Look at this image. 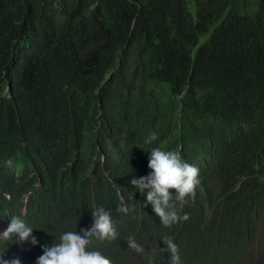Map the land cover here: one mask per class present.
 I'll return each mask as SVG.
<instances>
[{
	"label": "trees",
	"instance_id": "1",
	"mask_svg": "<svg viewBox=\"0 0 264 264\" xmlns=\"http://www.w3.org/2000/svg\"><path fill=\"white\" fill-rule=\"evenodd\" d=\"M142 120L165 150L187 124L239 139L230 160L194 156L206 170L170 227L131 184L150 172L130 132ZM263 123L264 0H0V228L21 216L40 241L0 252L37 264L103 206L119 238L91 247L113 264H170L164 238L182 264H264Z\"/></svg>",
	"mask_w": 264,
	"mask_h": 264
},
{
	"label": "clouds",
	"instance_id": "2",
	"mask_svg": "<svg viewBox=\"0 0 264 264\" xmlns=\"http://www.w3.org/2000/svg\"><path fill=\"white\" fill-rule=\"evenodd\" d=\"M189 131L185 132L183 144L179 150H165L155 147L157 136H164L166 130L160 131L156 125L151 126L142 120L131 128V137L139 147V157L142 158L143 167L148 164L150 172L143 176H134L131 184L135 193L146 197L144 207L151 205L159 216L161 223L170 227L180 220H187L188 214L180 215L177 202L183 208L189 197L194 198L197 186L200 184V175L205 171L206 161L196 162L194 156L204 148H219L222 151L229 150L227 160H230L231 150L237 145L239 139L230 141L225 137L215 135L206 125H188ZM258 131L264 133V123L260 124ZM172 132V131H171ZM178 133V131H176ZM169 133V132H167ZM207 138L203 140L202 135ZM178 136L180 137L179 133ZM181 138V137H180ZM237 141V142H235ZM228 166H233L228 162ZM175 191H172V190ZM118 210L128 213L132 209L121 203ZM94 222L90 229L85 228L81 232L67 230L60 233L51 246L42 245L43 254L37 258V264H113L112 259L98 249L91 247L93 239L99 241H115L119 238L116 222L110 210L103 206L92 209ZM32 226L21 216L13 215L8 227L0 231V241H15L21 243L30 242L32 245L40 244V241ZM260 234H264V226ZM169 253L170 264H182V259L177 243L172 238L162 240ZM127 244L137 252H143V246L134 237H129ZM4 252H0V264H22L20 258L12 260L4 259Z\"/></svg>",
	"mask_w": 264,
	"mask_h": 264
},
{
	"label": "rangeland",
	"instance_id": "3",
	"mask_svg": "<svg viewBox=\"0 0 264 264\" xmlns=\"http://www.w3.org/2000/svg\"><path fill=\"white\" fill-rule=\"evenodd\" d=\"M0 231H2V228H0Z\"/></svg>",
	"mask_w": 264,
	"mask_h": 264
}]
</instances>
